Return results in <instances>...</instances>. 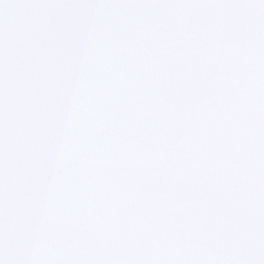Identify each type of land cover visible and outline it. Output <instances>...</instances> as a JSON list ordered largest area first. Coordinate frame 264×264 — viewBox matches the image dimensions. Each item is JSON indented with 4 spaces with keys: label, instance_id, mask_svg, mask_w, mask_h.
<instances>
[{
    "label": "snow or ice",
    "instance_id": "6c2138e0",
    "mask_svg": "<svg viewBox=\"0 0 264 264\" xmlns=\"http://www.w3.org/2000/svg\"><path fill=\"white\" fill-rule=\"evenodd\" d=\"M0 264H264V0H0Z\"/></svg>",
    "mask_w": 264,
    "mask_h": 264
}]
</instances>
